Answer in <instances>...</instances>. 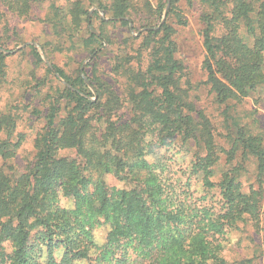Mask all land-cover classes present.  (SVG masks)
<instances>
[{
	"label": "trees",
	"instance_id": "trees-1",
	"mask_svg": "<svg viewBox=\"0 0 264 264\" xmlns=\"http://www.w3.org/2000/svg\"><path fill=\"white\" fill-rule=\"evenodd\" d=\"M94 1L112 17L128 11L126 0ZM202 1L210 10L202 16V68L214 101L224 105L227 147L216 144L208 117L183 89L167 22L145 31L144 68L134 69L130 57L121 64L124 99L96 76L89 79L94 94L79 74L54 69L65 84L51 87L25 172L7 163L18 144L10 141L15 118L0 117V264H225L224 235L245 219L257 221L262 199L264 136L231 109L264 89V0ZM4 2L27 10L30 0ZM3 58L0 51V71ZM124 107L125 118L118 113ZM191 144L197 149L186 176L170 181L166 152ZM249 159L257 186L244 191ZM107 175L124 185L109 184ZM98 227L106 230L102 243Z\"/></svg>",
	"mask_w": 264,
	"mask_h": 264
},
{
	"label": "rangeland",
	"instance_id": "rangeland-1",
	"mask_svg": "<svg viewBox=\"0 0 264 264\" xmlns=\"http://www.w3.org/2000/svg\"><path fill=\"white\" fill-rule=\"evenodd\" d=\"M102 1L108 7L112 0ZM126 1V16L112 17L108 9H99L94 0H30L27 10L10 7L0 0V51L4 55L0 71V117L11 113L15 118L10 141L18 144L11 146L14 154L7 163L17 173L25 172L33 162L35 141L45 126L51 87L62 88L65 84L54 69L62 70L71 79L79 74L88 85L89 79L96 76L124 99L127 78L121 64L130 57L129 64L134 69L144 68L146 53L140 49L143 35L146 28L157 30L163 22L173 28L175 57L183 65V89L188 99L208 117L216 144L227 147L224 105L214 101L202 68L204 48L200 31L202 16L210 11L208 5L202 0ZM248 1L255 5L259 2ZM89 87L95 94L94 88ZM64 112L63 109L62 115ZM231 112L249 129L264 136V89L252 92ZM118 113L124 118L128 115L126 107ZM5 135V130H1L0 138ZM177 146L168 150L163 159L168 165L166 177L170 181H175L180 174L186 176L183 171L197 149L193 144ZM224 162L222 154L215 167V180ZM245 167L240 181L243 190L248 191L257 186L253 161L249 159ZM106 180L118 187L124 185L113 175H107ZM254 220L245 219L238 223V228L224 235L221 256L225 264H264V185L258 220ZM94 234L98 243H102L106 230L98 227Z\"/></svg>",
	"mask_w": 264,
	"mask_h": 264
},
{
	"label": "water",
	"instance_id": "water-1",
	"mask_svg": "<svg viewBox=\"0 0 264 264\" xmlns=\"http://www.w3.org/2000/svg\"><path fill=\"white\" fill-rule=\"evenodd\" d=\"M151 29H154V28H151V27L146 28V30H151Z\"/></svg>",
	"mask_w": 264,
	"mask_h": 264
}]
</instances>
